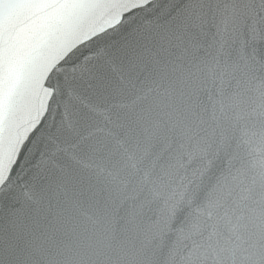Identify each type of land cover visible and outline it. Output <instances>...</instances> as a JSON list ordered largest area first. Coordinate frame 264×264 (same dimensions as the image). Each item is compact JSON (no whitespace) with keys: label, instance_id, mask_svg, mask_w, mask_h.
Wrapping results in <instances>:
<instances>
[{"label":"snow or ice","instance_id":"obj_1","mask_svg":"<svg viewBox=\"0 0 264 264\" xmlns=\"http://www.w3.org/2000/svg\"><path fill=\"white\" fill-rule=\"evenodd\" d=\"M0 264H264V0H0Z\"/></svg>","mask_w":264,"mask_h":264}]
</instances>
